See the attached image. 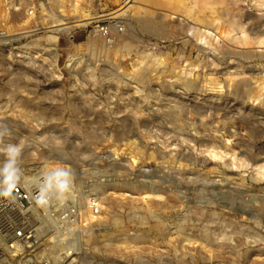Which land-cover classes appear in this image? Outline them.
Instances as JSON below:
<instances>
[{"label": "rangeland", "instance_id": "obj_1", "mask_svg": "<svg viewBox=\"0 0 264 264\" xmlns=\"http://www.w3.org/2000/svg\"><path fill=\"white\" fill-rule=\"evenodd\" d=\"M44 5V52L0 50V168L97 199L90 264H264V0Z\"/></svg>", "mask_w": 264, "mask_h": 264}, {"label": "built area", "instance_id": "obj_2", "mask_svg": "<svg viewBox=\"0 0 264 264\" xmlns=\"http://www.w3.org/2000/svg\"><path fill=\"white\" fill-rule=\"evenodd\" d=\"M45 1L0 0V50L34 53L35 36L45 32L44 24L36 22ZM98 31L107 34L104 26ZM28 175L33 180L24 177ZM65 175L62 167L15 173L11 196H0V264H79L81 229H96L99 206L95 197H80Z\"/></svg>", "mask_w": 264, "mask_h": 264}, {"label": "bare ground", "instance_id": "obj_3", "mask_svg": "<svg viewBox=\"0 0 264 264\" xmlns=\"http://www.w3.org/2000/svg\"><path fill=\"white\" fill-rule=\"evenodd\" d=\"M134 1V0H133ZM50 17H53V15L51 14L50 15ZM146 21V20H145ZM67 22H61V23H58V24H54L53 26H58V25H63V24H66ZM150 23V22H149ZM148 22H146V23H143V26L144 27H146L147 29H149V30H153V26L151 25V24H149ZM71 26H62V27H59V28H56V29H52V30H50V31H53V32H58V31H63V30H67V29H69ZM48 37V39H51L52 40V38L54 37L53 35H48L47 36ZM54 39V38H53ZM38 45V43H35L34 44V46H37ZM53 145H54V147L53 148H51V149H48V151H49V153H52V154H54V155H56V157L58 158V157H62V156H64V154L59 150V145L57 144V143H52ZM27 146H29V145H27ZM27 146H26V148H27ZM26 151H27V149H26ZM25 151V152H26ZM24 152V153H25ZM28 152H29V150H28ZM35 153V152H34ZM26 154V153H25ZM29 155V154H28ZM30 155H31V153H30ZM29 155V156H30ZM29 156H27V157H29ZM33 155H31V157H32ZM42 156V155H41ZM22 158H24V156L22 157ZM39 158H40V156H39ZM38 158V159H39ZM32 160V159H31ZM34 160V159H33ZM38 161H40V160H38ZM42 161V160H41ZM61 161H64V159L63 158H61ZM31 162H33V161H31ZM37 163V162H36ZM39 163V162H38ZM40 164V163H39ZM39 164H37V165H39ZM38 168H40L39 170H37V171H39V172H46V169H44V164H40L39 166H37ZM36 167V168H37ZM37 168V169H38ZM1 169V168H0ZM2 170V169H1ZM15 170V169H14ZM13 170V171H14ZM15 173H21V171H14ZM23 176H24V173L22 172L21 173ZM29 174V173H28ZM26 175V174H25ZM33 176L34 175H28V176H24L25 178H27V180H33ZM208 183V182H207ZM216 183V182H215ZM210 184V183H209ZM212 185H213V182L211 183ZM222 184V183H221ZM221 184H218V185H216V184H214V185H216V186H214L217 190H219L220 192H224V190L226 191L227 190V192L229 191V190H232V192H233V190H234V187H232V186H222ZM211 185V186H212ZM201 186H206V185H204V184H202ZM210 186V185H209ZM210 186V187H211ZM212 186V187H213ZM207 187V186H206ZM199 188V187H198ZM236 188V187H235ZM196 192V191H195ZM218 192V191H217ZM226 192V193H227ZM235 192V191H234ZM83 193H84V191H83ZM149 212V211H148ZM151 214V213H150ZM153 217V216H152ZM140 219V218H139ZM182 222V221H181ZM117 224V223H116ZM117 226V225H116ZM158 226V225H157ZM173 226V225H172ZM112 227V226H111ZM203 228V227H202ZM200 230H201V228H199ZM198 229V230H199ZM163 230V229H162ZM176 230H177V232L179 231L180 232V228L177 226V228H176ZM112 231V230H111ZM111 231H109V232H111ZM184 231V230H183ZM88 233V234H87ZM91 233H93V230L92 229H89V230H84V229H81V232H80V236H79V246H78V250L80 249V246H81V243H83V241H84V238H85V236H86V234H87V236L89 235V234H91ZM112 233V232H111ZM115 233V232H114ZM184 234V233H183ZM126 235V234H125ZM86 236V237H87ZM102 236H105L104 234L102 235ZM182 236V235H181ZM181 238V237H180ZM88 239H90V236H89V238ZM184 239H186L187 240V242H189L190 244L191 243H193V242H191V240H190V238L188 237H186V238H184ZM104 240H110L111 241V238L110 239H103V241ZM115 240V239H114ZM213 240V239H212ZM226 240V239H225ZM118 241V240H117ZM182 241V240H181ZM188 243V244H189ZM105 244H107V243H105ZM230 245V244H229ZM11 264V263H10ZM15 264H19V263H15ZM79 264H90L89 262H86V261H83V259H80L79 260Z\"/></svg>", "mask_w": 264, "mask_h": 264}, {"label": "clouds", "instance_id": "obj_4", "mask_svg": "<svg viewBox=\"0 0 264 264\" xmlns=\"http://www.w3.org/2000/svg\"><path fill=\"white\" fill-rule=\"evenodd\" d=\"M13 151L18 152L19 149H9L10 153ZM0 176L3 177V180L0 181V184L3 185L0 196H11L13 189L16 187L15 172L11 168V163L0 170Z\"/></svg>", "mask_w": 264, "mask_h": 264}]
</instances>
